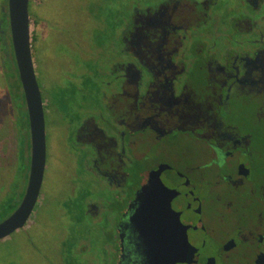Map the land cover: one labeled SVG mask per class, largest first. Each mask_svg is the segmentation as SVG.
I'll return each mask as SVG.
<instances>
[{
  "label": "flooded vegetation",
  "instance_id": "flooded-vegetation-1",
  "mask_svg": "<svg viewBox=\"0 0 264 264\" xmlns=\"http://www.w3.org/2000/svg\"><path fill=\"white\" fill-rule=\"evenodd\" d=\"M2 1L0 214L10 212L0 223L25 195L31 154ZM35 1L30 45L45 141L52 127L69 179L53 211L64 224L81 209L78 223L101 240H34L40 189L11 234L30 249L22 264H264V0H108L113 9L99 1L82 16L83 38L59 35L63 50L52 53L31 33ZM155 181L166 195L152 199L167 202L169 215L157 240H145L129 219Z\"/></svg>",
  "mask_w": 264,
  "mask_h": 264
},
{
  "label": "rangeland",
  "instance_id": "rangeland-1",
  "mask_svg": "<svg viewBox=\"0 0 264 264\" xmlns=\"http://www.w3.org/2000/svg\"><path fill=\"white\" fill-rule=\"evenodd\" d=\"M99 1L102 2L104 7L108 6L109 9L117 7V3H109L108 0H49L47 5L43 6L44 8L42 10L41 0H36L33 5V12L38 17L40 23L39 25H35V23L31 22V33L39 35V41L43 43V48L48 49V53H52V50L56 52L62 51L63 46H59L56 43V39L59 37V35H61L62 38H67V36H69L70 40L78 38L79 35L81 38H83V29H87L88 25L81 24V21L84 19L82 16L90 6H93L95 2ZM3 2L4 1L0 0V6H2ZM113 5L115 7H113ZM105 19L106 18H104V21ZM57 42L60 43V40L57 39ZM50 87L51 86L48 85L47 90H49ZM0 91L2 90L0 89ZM2 109L4 110L3 106L1 105L0 117H3L4 111ZM50 128L47 126L46 129L47 156L46 169L41 187L40 204L42 206H40L39 212V216H41V218H38V216L36 220L37 226L35 228L36 235L34 240H36V238L37 240H85V242H89L90 240L88 244H90L91 247L92 240L101 239L98 233L90 231L86 226L84 227V225L78 223L82 214L79 213L81 209H79V212L76 211L77 214L75 217L70 214L68 223L64 224H62L64 220L60 217L59 213H61V211L59 208L53 211L54 206H57L60 198L59 196L63 191L65 194L67 190L66 184H68L69 179L67 178V171L65 170L67 167L66 159L59 154L60 146L57 143L56 137L54 136L55 130L52 127ZM15 173L16 174L13 178V184L15 181L18 183V185L21 183L25 184L24 176L27 175V172L26 165L23 160L17 161L15 165ZM5 179L8 180L7 174ZM1 184L0 190L3 192L2 190H5L4 185L6 184ZM13 184L7 187V189L9 188L8 191H6V196L8 199L11 197L10 195H12L9 194V191H12ZM21 190L23 191V187ZM90 195L93 196L92 198L95 200H98L99 198V195L97 194ZM62 197L63 195L61 198ZM4 199L5 198H2V200ZM65 203H62V205H70L67 202ZM3 209L8 210V207L4 206ZM85 223L89 225L90 219L87 218V222ZM45 224L48 225V228L46 226V228L43 230ZM51 225H53V228ZM20 238L21 236L18 233H14L7 240L0 241V264H22L23 261L25 262L27 250L30 249L27 242L21 241ZM30 248L33 249L32 246ZM71 255L75 256V252H73ZM29 263H32V261H29Z\"/></svg>",
  "mask_w": 264,
  "mask_h": 264
},
{
  "label": "water",
  "instance_id": "water-1",
  "mask_svg": "<svg viewBox=\"0 0 264 264\" xmlns=\"http://www.w3.org/2000/svg\"><path fill=\"white\" fill-rule=\"evenodd\" d=\"M28 3L29 0H7L12 51L28 115L31 154L25 195L18 208L0 223V241L22 228L31 214L40 193L46 162L45 121L31 53ZM160 186L159 181L150 187L146 185L133 204V207H138L129 221H140L136 229L145 240H157L156 237L160 236L157 233L166 228V219L163 217L169 215L168 203L152 199L156 196L164 198L166 195ZM181 237H185L184 232Z\"/></svg>",
  "mask_w": 264,
  "mask_h": 264
},
{
  "label": "trees",
  "instance_id": "trees-1",
  "mask_svg": "<svg viewBox=\"0 0 264 264\" xmlns=\"http://www.w3.org/2000/svg\"><path fill=\"white\" fill-rule=\"evenodd\" d=\"M17 84H18V83H17ZM18 87H19V84H18ZM21 100H22V95H21ZM16 102H17V105H18L19 109L22 111V110H23L22 108H23L24 104L20 102V98H19V96L17 97V101H16ZM22 104H23V106H22ZM23 114H24V113L21 112V113H20V117H21ZM21 123H22V124H21L22 127H24L23 124H25V127L27 128V123H25V122L23 123L22 120H21ZM14 207H15V204H12V203H11L10 206H9V209H10V208L13 209ZM9 212H10V211L6 210V211H3L0 215H1L2 218H3V217H6V216L9 214Z\"/></svg>",
  "mask_w": 264,
  "mask_h": 264
}]
</instances>
